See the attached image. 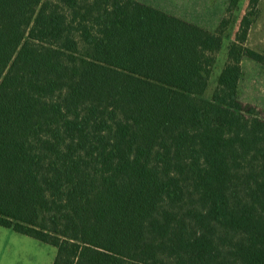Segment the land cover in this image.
Returning <instances> with one entry per match:
<instances>
[{
    "label": "trees",
    "instance_id": "16d2710c",
    "mask_svg": "<svg viewBox=\"0 0 264 264\" xmlns=\"http://www.w3.org/2000/svg\"><path fill=\"white\" fill-rule=\"evenodd\" d=\"M210 31L139 0H0V225L52 264H264L261 0Z\"/></svg>",
    "mask_w": 264,
    "mask_h": 264
},
{
    "label": "rangeland",
    "instance_id": "374dc122",
    "mask_svg": "<svg viewBox=\"0 0 264 264\" xmlns=\"http://www.w3.org/2000/svg\"><path fill=\"white\" fill-rule=\"evenodd\" d=\"M169 14L215 31L225 15L228 0H139ZM247 10V0L239 2L230 29L225 33L222 49L214 66L208 94L216 86L217 76L227 60L228 46L233 42L241 17ZM264 54V0L251 27L246 44ZM239 98L245 104L257 105L264 112V64L244 56ZM56 247L34 237L0 225V264H52Z\"/></svg>",
    "mask_w": 264,
    "mask_h": 264
}]
</instances>
